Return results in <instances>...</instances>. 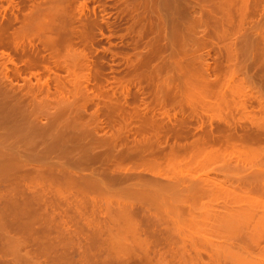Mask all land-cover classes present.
<instances>
[{
  "label": "bare ground",
  "instance_id": "bare-ground-1",
  "mask_svg": "<svg viewBox=\"0 0 264 264\" xmlns=\"http://www.w3.org/2000/svg\"><path fill=\"white\" fill-rule=\"evenodd\" d=\"M6 1L7 7L0 10V107L11 112L7 110L10 115L3 112L4 116L1 111L0 128L4 129L0 132V144L9 146L10 153L0 154L3 158H0V165L12 164L14 170L27 157L25 155H32L30 152L34 148L26 147L30 148L27 152L23 146L37 141L34 142L33 133L27 132L34 121L33 113L56 95L57 101L62 102L52 100L49 104L53 103L55 108L62 103V109L53 111L56 118L51 112L50 117L57 123L53 118L49 120L58 126L62 124L60 121H68L59 131L56 125L52 127L56 134L53 133L51 139L57 140L51 144L58 148L59 155L51 160L50 151L55 148L48 146L46 150V145L43 154L49 152L44 158L51 160L45 162L48 164L45 172L49 171L52 179L54 174V178H61L67 194L65 190L64 194L60 192L64 189L61 185L55 190L51 184L47 186L53 190L44 188L43 180L35 182L38 185L34 187L30 182L32 188L23 185L26 188L23 192L27 190L31 196L34 193L39 199L33 196L34 202H38L36 207L41 206L46 213L36 209L37 214L40 211L46 215L42 221L48 222L49 214L52 222L49 219L50 225L49 222L40 224L41 228L35 222V227L30 222L23 223L21 218L33 206L27 204L29 210L24 209L28 208L25 198V202L17 204L18 199L14 205L8 204L7 209L14 210L17 215L16 219L12 218L14 222H10V231L18 233L20 230V235L5 236L1 226L0 264H264V0L175 1L180 3L182 11L163 15L155 24L159 29H156V40H163L164 46H153L155 49H151V53L141 50L146 51L144 56H140V50L138 56L134 53L136 63L132 53V57L126 53L113 55L122 57L128 62L126 66H130L129 78L122 80L120 76L117 81L122 91L117 92L116 97V91L103 93L107 88L101 77L103 64L91 60L95 36L97 33L103 35L102 19L98 21L96 15L90 19L88 8L84 10L82 5L85 13L83 17L80 15L81 23L78 20L81 27L77 39L82 47L77 54L70 50L79 44L74 45L76 39L73 38L77 36L71 32L74 28L69 32L67 27L70 13L66 14L64 7L69 0H54V6L49 5L50 14L43 11L46 17L50 15L47 19L44 14H38L40 8L36 7V1L23 0L26 6L28 2L32 6L35 4L38 12L33 11L31 5L29 7L39 16L34 20L32 12L26 15L28 11H23L29 15L27 21L22 5L16 6L20 2ZM6 10L10 18H5ZM256 15L259 21L250 20ZM29 19L37 23V27L40 22L44 27L36 29L32 22L27 25ZM41 19L43 22L50 19V22L43 23ZM151 23L154 25L153 19ZM104 24L107 27L106 21ZM133 27L130 25L126 29L130 30V35ZM35 35L39 36V41L41 36L44 39L40 41L42 44L37 42L40 47L32 42ZM138 39L142 42L139 41L137 47L144 42L141 37ZM67 47L70 52H66ZM60 55L62 61L59 63L57 59L56 63L55 58ZM159 55L160 66H155L158 69L152 75L147 73V62L151 56ZM51 58L55 63L50 62ZM79 65L82 68H78ZM22 73L34 77L36 83L30 78L25 82ZM45 73L49 76H44ZM20 77L23 84L17 86L13 80ZM126 85L134 88L132 96ZM144 97H148L147 102L141 100ZM140 100L143 107L139 105ZM253 101L256 109L248 110ZM92 105L94 110L90 111ZM59 109L64 112L58 117ZM68 109L78 116L73 114V119L79 120L81 125L79 130L74 128L77 121L70 118L72 112L70 116L67 114V119V115H63ZM235 112L237 115L240 112L238 118ZM193 122L196 126L191 127ZM19 168L17 170L21 171ZM16 169L14 173L8 171L12 173L10 176L1 174L4 177L0 176L2 193L5 191L3 183L9 186L10 182H18L19 185L20 178L32 172L29 169L21 176ZM75 170L80 173L76 174ZM15 190L18 195L22 191L16 185ZM7 191V197L13 196L12 190V193ZM51 191L56 192L52 195ZM28 200L33 203L30 198ZM62 204L64 209L59 215L56 209L60 205L58 209L61 210ZM70 211L77 213L82 221L70 220L74 217ZM42 229L50 233L49 237L47 232L41 234ZM36 230H41L42 236H39L44 238H35ZM27 232L33 233L31 238L36 248H32L34 244L26 238ZM51 232H55V236ZM36 239L47 243L44 246Z\"/></svg>",
  "mask_w": 264,
  "mask_h": 264
},
{
  "label": "rangeland",
  "instance_id": "rangeland-1",
  "mask_svg": "<svg viewBox=\"0 0 264 264\" xmlns=\"http://www.w3.org/2000/svg\"><path fill=\"white\" fill-rule=\"evenodd\" d=\"M13 2H14V0H12ZM20 2V3H16V2ZM23 1V0H22ZM22 1H20V0H16L15 1V3H16V6H17V4H19V6L20 5H22V14H24L25 15V13L24 12H27L26 13V15L28 14V13H30V12H32L31 10V8L29 7L30 5H31V7H34L33 9H35V10H33V11H36L37 9L35 8V4L32 6V4H30L29 2V0H25V1H29L28 2V4H27V6L29 7H27L26 5H25V2L23 1V3H22ZM37 2V4H36V7H39L40 9L38 10L39 11V15H41L42 16V14H44V13H46L45 12V10H47V11H49V14H50V8L51 7H53L54 5H52L53 3H55L54 2V0H34L33 1V3H36ZM39 1V2H38ZM127 0H69V2L68 1H66V2H68L66 5L67 6H65L64 8L66 9V14H68V13H70V15H69V20H67L66 19V21H68V23L70 24H67V27H68V30H69V32L71 31V32H73V35H77V36H75L73 39H78V35H79V31H80V27H81V16L83 15L82 13H85V9H87L88 8V17L91 19L92 17H93V15H96L95 16V18L96 19H98V21L99 20H103V22L101 23V25H100V27H102L101 28V30L103 31H101V33L103 34V35H101V34H99V33H97L96 34V36H95V39H94V48H92L93 49V51H92V53H91V60H93L95 63H98V62H101L102 64H103V72H102V75H101V77L103 78V80H102V82H103V84H104V88L105 87H107V88H105V89H107V90H105L104 89V91L105 92H103L104 94H107V92L109 93L110 92V94H111V92H113L115 95V97H116V95H117V92H119V91H122V87H118V85H117V81H118V79H120V76L122 77V80H125V79H127V72L130 70V66H129V64H128V66H126V64L128 63V62H126L125 60L123 61V59H121L122 57H119V56H113L114 54H116V53H121V54H125L126 53V55H129V57H132L133 55L132 54H134V53H138V54H140V53H142V54H140V56L141 55H143V53H146V51L148 52V51H150V53H151V49H155L156 48V46H164L165 45V43H164V41L162 40V41H157L156 40V33H158V32H156V29L158 28V27H156L157 25H155L156 23H158L157 22V20H159L160 18H162V17H164L163 15H169V16H171V15H173V14H177V13H180V11H182V7H181V5H180V3L178 4V2H175V1H177V0H172L173 1V3L171 2V0H129V1H127ZM179 1V0H178ZM44 2V3H43ZM52 2V3H51ZM72 2V3H71ZM82 2H83V4H82ZM124 2V3H123ZM38 3L40 4L39 6H37L38 5ZM128 3H129V5H128ZM43 4V5H42ZM87 6H86V5ZM24 5V6H23ZM51 7H50V6ZM63 5H65V4H63ZM69 5V6H68ZM81 5V6H80ZM82 5H83V7H84V10H83V7H82ZM171 5V6H170ZM72 6H73V8H72ZM123 6H125L124 8H123ZM2 7H7V1L6 0H0V10L2 9ZM21 7V6H20ZM67 7V8H66ZM86 7V8H85ZM104 7V8H103ZM157 7V8H156ZM24 8H26L25 10H23ZM48 8V9H47ZM72 8V9H71ZM81 8V9H80ZM31 9V10H30ZM70 9V10H69ZM76 9V10H75ZM77 9L80 11H77ZM122 9H124L125 11H126V9L128 10H130V9H132V10H128V11H126V13H125V11L124 10H122ZM42 10V11H41ZM84 11V12H81V11ZM93 10H94V13L95 14H93ZM119 10V11H118ZM122 10V11H121ZM196 10H197V12L196 13H198V9H197V7H196ZM7 12L5 13V15L6 14H8V15H6V17L5 18H10V13H9V10H6ZM24 11V12H23ZM38 11H36V12H38ZM43 11H44V13H43ZM64 11V10H63ZM90 11V12H89ZM165 11V12H164ZM77 12V13H76ZM173 12V14H171ZM48 13V12H47ZM46 13V14H47ZM65 13V12H64ZM81 13V14H80ZM90 13V14H89ZM34 12H32V19L35 17L36 18V16H38L37 15V13L36 14H34ZM72 14V15H71ZM121 14H122V17H121ZM20 15H21V13H20ZM24 15L21 17L23 20H24ZM25 15V17L27 18L25 21H27L28 20V17H29V15L28 16H26ZM30 15V16H31ZM76 15V16H75ZM79 15V16H78ZM81 15V16H80ZM90 15H92V16H90ZM133 15V16H132ZM145 15H146V17H145ZM159 15V16H158ZM41 16H40V18H41ZM44 16H45V18L47 19V18H50V17H48V16H50V15H47V17H46V15L44 14ZM66 17H67V15H65ZM74 16V17H73ZM78 16V17H77ZM129 16V17H128ZM130 16H132V17H130ZM139 16V17H138ZM162 16V17H161ZM83 17V16H82ZM121 17V18H120ZM159 17V18H158ZM165 17H167V16H165ZM1 18V17H0ZM34 18V20H36ZM38 18H39V16H38ZM70 18H72V19H70ZM74 18V19H73ZM77 18V19H76ZM133 20H132V19ZM136 18V19H135ZM139 18V19H138ZM140 18H142V19H144V21L142 20V19H140ZM146 18H148V20H149V22H147L145 19ZM158 18V19H157ZM168 18V17H167ZM259 16H255L254 17V19H250V20H256V21H259ZM31 19V18H30ZM29 19V24L28 23H26L25 21H24V24L26 23L27 25H31L32 23H33V27L35 26L36 27V29L40 26L39 24L41 23H38V27H37V23L35 24V22L33 21H31ZM42 19H44V17L42 18ZM41 19V20H42ZM93 19V18H92ZM152 19H153V22H154V25H153V23H151L152 22ZM1 20V19H0ZM74 20V21H73ZM77 20V21H76ZM78 20H80V23H79V21ZM83 20H85V19H83ZM71 21H73V22H71ZM106 21V23L108 24L107 25V27L105 26V24H104V22ZM30 22H32V23H30ZM38 22V21H37ZM42 22H43V20H42ZM45 23H49L50 22V19H48L47 21L45 20L44 21ZM43 22V23H44ZM131 24H130V23ZM145 22V23H144ZM47 23V24H48ZM76 23V24H75ZM147 23V24H146ZM256 23V22H255ZM142 24V25H141ZM143 24H144V26H143ZM149 24V26H147ZM20 25V24H19ZM42 26H43V24H41ZM45 25V24H44ZM50 25V24H49ZM48 25V26H49ZM76 27H75V26ZM130 25H133L134 27H133V33L130 35V30H126L127 28H129V26ZM146 25V26H145ZM150 25L152 26V27H150ZM246 25H249V22H248V24H246ZM34 27V28H35ZM41 27V26H40ZM44 27V26H43ZM43 27H41V28H43ZM70 27V28H69ZM77 27H79L78 29H77ZM140 27V28H139ZM142 27V28H141ZM144 27L146 28L145 30H144ZM148 27V28H147ZM247 27V26H246ZM40 28V29H41ZM71 28H74V29H71ZM35 29V30H36ZM39 29V28H38ZM71 29V30H70ZM149 29V30H148ZM141 30H142V32H141ZM151 30V31H150ZM159 29H157V31H158ZM39 31V30H38ZM149 31V32H148ZM128 34H127V33ZM140 32V33H139ZM145 32V33H144ZM50 33V32H49ZM49 33H47V36L49 35ZM121 33V34H120ZM126 33V34H125ZM141 33H144L145 35L143 36V35H141ZM124 36H123V35ZM135 34V35H134ZM139 35V37H141V39L145 42H143V44H142V46L141 45H139V47H137L138 45H137V43H140L139 41H141L140 39H138L139 37H137L138 35ZM50 35H53L52 33H50ZM72 35V36H73ZM120 35H122V37H120ZM36 37H37V35H35ZM34 36V38H36ZM153 36V37H152ZM42 37V36H41ZM41 37H40V41L43 39H41ZM50 37V36H49ZM136 37V39H137V42H136V39L133 41V39ZM144 37V38H143ZM147 37V38H146ZM33 38V39H34ZM150 38V39H149ZM33 39H32V42L36 45H38L39 43H40V41H39V36L37 37V39L35 40L34 39V41H36V43L33 41ZM50 39H51V37H50ZM80 39V38H79ZM38 40V41H37ZM44 40V39H43ZM42 40V41H43ZM75 40V41H76ZM41 41V42H42ZM74 41V45H77V44H79V45H77V46H74L73 45V40H72V46L71 47H73L74 46V48L76 47V48H78V49H74V48H70V50H71V52L72 53H74V52H78L79 53V50L81 49V47H82V45L80 44V40H79V42H78V40L75 42ZM37 42H39V43H37ZM78 42V43H77ZM133 42H136L135 44H132ZM142 42V41H141ZM160 43V44H159ZM40 44H42V43H40ZM40 44L38 45L39 47H40ZM148 44V45H147ZM36 45V46H37ZM134 45L136 46V47H134ZM152 45V46H151ZM37 46V47H38ZM81 46V47H80ZM150 46V47H149ZM155 48H154V47ZM142 47H144V49L142 48ZM146 47V48H145ZM148 47V48H147ZM68 48V47H67ZM67 48H65V50H66V52H70V50H69V48H68V51H67ZM135 48H136V51H135ZM138 48V49H137ZM149 48H150V50H149ZM64 49V48H63ZM91 49V50H92ZM94 49H96L95 51H94ZM103 49H106V52L103 50ZM0 50L2 51V49L0 48ZM75 50H77V51H75ZM139 50L141 51V50H146L145 52H143V51H141L140 53H139ZM74 51V52H73ZM61 52H62V49H61ZM153 52V51H152ZM63 53V52H62ZM61 53V54H62ZM64 53H65V51H64ZM63 53V54H64ZM77 53V54H78ZM130 53H132L131 55L132 56H130ZM44 54H45V52H44ZM60 54V53H59ZM62 54V56H64ZM138 54H137V56H138ZM62 56L60 55V56H56V63H57V61L58 60H60L59 61V63H61V61H62ZM93 56V57H92ZM136 55L134 54V56L132 57V59L134 60V58H137V57H135ZM144 56V55H143ZM51 57V56H50ZM58 57V58H57ZM59 57H61L60 59H59ZM95 58V59H94ZM151 58H152V56H151ZM151 58H150V61H148L147 63H148V65L146 64V71H147V73H151V75H152V73H153V71H156L158 68L157 67H155V66H160V60H161V56L159 55V56H155V57H153L152 58V60H151ZM52 59V58H51ZM55 59H54V61H55ZM58 59V60H57ZM1 60H3V59H1ZM136 60V59H135ZM134 60V63H136V61ZM3 61H5V60H3ZM2 61V62H3ZM52 61H53V59H52ZM51 60H50V62L51 63H55L54 61L52 62ZM78 61H80L79 59H78ZM159 61V62H158ZM81 62V61H80ZM80 62H78V64L80 63ZM1 63V62H0ZM50 63V64H51ZM126 63V64H125ZM2 64V63H1ZM50 66H53V64H51ZM78 68H82V66L80 67V65L79 66H77ZM148 68H150V69H148ZM156 69V70H155ZM76 70H78L77 68H76ZM79 70H81V69H79ZM82 71V70H81ZM150 71V72H149ZM152 71V72H151ZM76 72V71H75ZM79 72V74L81 73L80 71H77V73ZM59 73V75H63L64 73L63 72H58ZM76 73V74H77ZM28 73H22L21 74V76H22V78H23V76H24V78L23 79H26L25 80V82L26 81H28L27 80V78H30L31 79V82L32 83H34L36 80L34 79V77H29L28 75H27ZM79 74H77L78 76H79ZM125 74V75H124ZM154 74H155V72H154ZM81 75V74H80ZM27 76V77H26ZM44 76H49L48 74H46L45 73V75ZM26 77V78H25ZM257 77H259V76H257ZM101 78V79H102ZM123 78H125V79H123ZM129 78V77H128ZM22 79H21V77H20V79H14L13 80V82H14V84L15 85H22L23 84V82L21 81ZM106 82H108V83H106ZM17 83V84H16ZM36 83V82H35ZM92 83V82H91ZM90 83V84H91ZM106 83V84H105ZM116 84V85H115ZM106 85V86H105ZM108 85V86H107ZM111 85V86H110ZM89 86V85H88ZM143 86H145V83L143 84ZM91 87V88H90ZM126 87H127V85H126ZM128 87H130V88H128ZM128 91H130V95L131 94H133L134 93V88H132L130 85H128ZM89 90H92V86L90 85L89 87ZM111 89V90H110ZM113 89V90H112ZM107 91V92H106ZM123 92H125L126 93V91H125V88H124V90H123ZM112 93V94H113ZM120 93V92H119ZM129 95V96H130ZM146 94H144L143 96H145ZM79 96V95H78ZM119 97H120V94L118 95ZM117 96V97H118ZM132 96V95H131ZM143 96H141V97H143ZM147 96V95H146ZM55 98L56 97V99H52V98ZM51 96L50 97V101L49 102H51L52 100V102H56L57 101V99L59 100V97L58 96ZM58 97V98H57ZM76 99V101H77V97L75 98ZM129 99L130 98H128V102H130L129 101ZM56 100V101H55ZM141 100H144L143 102H147L146 100H148V97L146 98V97H144V98H141ZM141 100H140V102H139V105H141L142 106V104H141ZM79 101H80V96L78 97V103H77V105H79L80 103H79ZM49 102L47 101V104L46 105H44V107H40L38 110L36 109L35 111H36V113H33L34 115L35 114H37L36 116H34L33 115V119L32 120H34V121H32V123H31V126H30V128H29V131L27 130V132L29 133V134H34L35 135V140H34V142L36 141V139H37V141L35 142V144H31V143H28V144H26V146L24 145L23 146V148L25 147V149L27 150V149H30V148H26V147H30V145H31V148H34V149H31V150H33L32 152H30V153H32V155H30V154H28V155H25V156H27V157H24V160H23V162L22 163H20V165L18 166V168L20 167L22 170L20 171V170H17L18 168H17V166H15L14 167V170L12 169L13 167V165L11 164L10 166H3V165H0V176H1V178H4V177H2V175L4 176L5 175V177H7L8 175L10 176V174H12V173H14L15 172V169L17 170V171H19V172H21V173H19V174H21V176L24 174L23 172H29V171H32L31 173L29 172V174L28 175H30V176H25V174H24V176L26 177V179H24L25 177H21L19 180H20V182H19V185H18V182H15V181H17V180H15L14 182L16 183H13V182H10L11 184L9 185V186H7L6 185V183H3V185H5V186H3V188L5 189V191H4V193H2L1 191H3V189L1 188L0 189V231H1V229L2 228H4L5 229V226H7L6 228H8V229H6V230H2L1 232H2V234L4 235L5 234V236H12V235H14V236H16L15 234H18L19 232H20V230H19V232L17 233V232H14V231H10V228H11V226H10V228H9V225L11 224L10 222H14V218L16 219V217H17V215L16 214H14L15 212H14V210L13 211H11V212H13V214L14 215H12V214H10L11 212L9 211V209H7L8 207H9V205L11 204V205H14L16 202L15 201H17L18 199H19V201H17V204H18V202L19 203H22V202H25V204H26V206H27V204H28V206H31V205H33L32 206V208L30 209V212L28 211V215L26 214L25 215V217H23V216H21V217H23V218H21L22 219V222L23 221H25V223H28V222H30L31 224H37L38 226V228L40 227V224H47L48 222H49V217H50V215L48 216L47 215V217H48V222L46 221V222H44V221H42V219L41 218H43L44 219V217L46 216V215H44V214H46L44 211H42V210H44V209H41V206L39 207V208H37L36 207V205H38L37 203L38 202H34V201H36V199H37V201L39 200L38 198H37V196H35L34 195V193H33V195L31 196V192H28L27 190L26 191H24L23 192V190H25L26 188L25 187H31L32 188V186L34 187V184H35V182H40L41 180H43L42 182V184H43V187L45 188V186H46V188L50 185V187L52 186V188L55 190V188H57V187H59L60 188V186L59 185H61V188L63 189V187H64V189H63V191H60V192H64V190H65V188H66V186H64V185H62V179L61 178H54V175H53V179H52V174L50 175V174H48L49 173V171L46 173L45 171L48 169L47 168V163H48V161L50 160V159H47L46 161H47V163H45L46 161H45V158H44V154H48L49 152H44V154H43V149H44V151H45V148H46V150L48 149V146H52L53 147V145H55L54 143H53V145L51 144L52 143V139L54 138V136H53V133L55 132V129H56V131H59V129H60V127L62 126L63 127V123L65 124V122H67L66 120H65V122H63V121H60V123L62 122V124H60L61 126H58L59 124H55L54 125V123L52 124L51 122H50V118H53L52 120L53 121H55V118H56V116H55V114H54V110H57L56 108H61V104L62 103H60V104H56V106L57 107H52L53 106V103H52V105H50L49 104ZM58 103L59 102H62L61 100L60 101H57ZM49 104V107L47 106ZM61 105V106H60ZM250 105V104H249ZM253 105V106H252ZM43 106V105H42ZM55 106V105H54ZM140 106V107H141ZM50 107H51V109H50ZM143 107V106H142ZM253 107V109H256V108H254V107H257V104L253 101L252 103H251V106L250 107H248V110H251V108ZM62 109V108H61ZM91 109V110H90ZM89 110L90 111H93L94 110V107H93V105L91 106V108H90ZM8 109L6 108V111H5V108H1L0 107V115H1V111H2V113L4 112H7V115H10L9 113L11 112L10 110H8V111H10L9 113H8V111H7ZM60 110V109H59ZM58 110V111H59ZM71 110V111H70ZM88 110V111H89ZM39 111V112H38ZM54 111V112H53ZM62 111L63 110H60V112L58 113L59 115H58V117L62 114ZM14 112H16V111H14ZM51 112H52V114L54 115V117H50V115H52L51 114ZM57 112V111H56ZM64 112V111H63ZM69 112H72V115L70 116L69 114H71V113H69ZM3 113V114H4ZM39 113V114H38ZM42 113V114H41ZM61 113V114H60ZM240 113V112H239ZM238 113V115H237V113L235 112L234 114L235 115H237L236 116V118H238L239 117V114ZM47 114V115H46ZM69 115L70 116V118L72 117V119H73V114H74V116H77L75 113H73V110L72 109H68V113H67V111H66V113L65 114H63V115ZM41 115V116H40ZM57 115V114H56ZM66 116V119L69 117V116ZM2 116V115H1ZM4 116H6V114H4ZM39 116V117H38ZM78 117V116H77ZM44 118V119H43ZM204 118V117H203ZM42 119V120H41ZM62 119H65V117L63 118V116H62ZM61 118L59 119V120H62ZM71 119V120H72ZM80 119V118H79ZM205 119V118H204ZM48 120V121H47ZM71 120H69V121H71ZM39 123H38V122ZM41 121V122H40ZM73 121L75 122V121H77L76 120V118H75V120L73 119ZM79 121V120H78ZM77 121V122H78ZM48 122H49V124H48ZM56 123H57V121H55ZM59 122V121H58ZM77 122H76V124L74 125V128H77V130H79V127L81 126L80 125V123L78 122V124H77ZM81 122V121H80ZM41 123V124H40ZM44 124V125H43ZM47 124V125H46ZM41 125H42V127H45V129H43L42 127H41ZM52 125V126H51ZM55 126V129L54 128H52V127H54ZM194 125L196 126V123H194L193 122V125L191 124V127H194ZM49 127V128H48ZM70 127V126H69ZM132 127V125L130 126V128ZM3 129H4V127H2ZM2 128H0V129H2ZM3 129H2V131H0V132H2L3 133ZM48 129V130H47ZM73 129V128H72ZM192 129V128H191ZM53 130H54V132H53ZM74 130H76V129H74ZM76 130V131H77ZM5 131H7V130H5ZM31 132V133H30ZM34 132H36V133H34ZM49 132H51V133H49ZM58 133V132H57ZM1 134V133H0ZM56 133H54V135H55ZM131 134V133H130ZM130 134H129V136H130ZM38 135H40V136H38ZM43 136V138H42V136ZM46 135V136H45ZM58 135V134H57ZM132 135V134H131ZM45 136V137H44ZM53 136V137H52ZM59 137V136H58ZM42 138V139H41ZM52 138V139H51ZM61 138H63V137H61ZM58 139H60V138H58ZM57 140V138L56 139H54V141L53 142H55ZM50 142V143H49ZM36 143H37V145H36ZM48 145H47V144ZM57 143V142H56ZM3 145V146H2ZM28 145V146H27ZM34 145H36L35 147H33ZM38 145H40L39 147H38ZM46 145V146H45ZM44 146H45V148H44ZM254 147L256 146V145H253ZM10 147L8 146V148H7V146L5 145V144H0V154H2V155H6L7 153H10V149H9ZM53 148H55V147H53ZM8 151H7V150ZM41 149V150H40ZM58 148H55V149H53V150H55V151H53V150H51L50 151V155H49V158H51V160H53L54 159V155H55V157H57L58 155H59V150H57ZM6 150V151H5ZM31 150H29V151H31ZM42 153V156H41V154L39 153ZM6 152V153H5ZM27 152H28V150H27ZM36 153H39V154H36ZM53 154V155H52ZM8 155V154H7ZM30 155V156H29ZM36 155H37V157H36ZM38 156H41L40 158L38 157ZM0 158H1V156H0ZM27 158V159H26ZM44 158V159H43ZM53 158V159H52ZM43 159V160H42ZM1 160H3V158H1ZM50 160V161H51ZM43 161H44V163L46 164H44V165H41V164H43ZM63 162V161H62ZM23 164V165H22ZM33 164V165H32ZM23 167H22V166ZM25 165V166H24ZM40 165V166H39ZM49 165H50V162H49ZM125 165V164H124ZM127 165V164H126ZM3 166V167H2ZM29 166H31V167H29ZM10 167V168H9ZM34 167V168H33ZM40 167V168H39ZM19 168V169H20ZM26 168H28V169H26ZM46 168V169H45ZM12 169V171H14V172H12V171H10ZM26 169V170H25ZM30 169V170H29ZM32 169V170H31ZM34 169H36V171H34ZM38 169V170H37ZM41 169V171H44V172H40L39 170ZM73 169V168H72ZM29 170V171H28ZM77 170V169H76ZM76 170H75V172H76ZM12 172V173H9V172ZM74 171V170H73ZM35 174H37V175H35ZM39 172V173H38ZM7 173V174H6ZM43 173H45V174H43ZM77 173H80V171H78V172H76V174ZM2 174V175H1ZM32 174V175H31ZM46 174H48V175H46ZM43 175L44 176H46V179H45V177H43ZM57 175H59V174H57ZM32 176H35V178L37 179H35L34 177H32ZM38 176V177H37ZM50 176H51V178H50ZM56 176V175H55ZM19 177H20V175H19ZM30 177V178H29ZM40 177V178H39ZM60 177V176H59ZM27 178H29V179H27ZM42 178V179H41ZM40 179V180H39ZM51 179V180H50ZM62 181H61V180ZM18 180V181H19ZM29 180V182H27ZM35 180V181H34ZM46 180H48L47 182H46ZM57 180H59V182H55V181ZM51 181V182H50ZM52 181H53V183H52ZM25 182V183H24ZM32 184H31V183ZM46 182V183H45ZM54 182H55V184H56V186H55V184H54ZM28 183V184H27ZM48 183V184H47ZM59 183H61V184H59ZM12 184H15L16 185V187H17V189L18 190H22V191H20V193H19V195H21V196H19L18 194H17V191L15 190V185H13L12 187H11V185ZM21 184V185H20ZM27 184V185H26ZM32 186H31V185ZM45 184V185H44ZM58 184V185H57ZM25 187H24V186ZM29 185V186H28ZM38 184L36 183L35 184V186H37ZM48 185V186H47ZM2 186V185H1ZM0 186V187H1ZM19 186V187H18ZM23 187L22 189H21V187ZM63 186V187H62ZM7 187V188H6ZM29 187V188H30ZM25 188V189H24ZM52 188H49L48 187V189H51V190H53ZM7 189H9V192H10V190H12V192H14V190L16 191V192H14V193H12V192H10V193H12L13 194V196H9V197H7V195H8V193H6V192H8L7 191ZM14 189V190H13ZM68 189V188H67ZM67 190H65V193L67 194V192H66ZM25 192H28L27 194L25 193ZM54 192H56V191H54ZM54 192H52L51 191V194L53 195L54 194ZM22 193L24 194V195H22ZM6 194V196H4V195ZM18 196H17V195ZM26 194V195H25ZM64 194V193H63ZM29 196V198H30V200L33 202V203H29L28 201V196ZM33 196L36 198L35 200H33ZM11 197V198H10ZM15 197V198H14ZM20 197V198H19ZM23 197V198H22ZM9 198V199H8ZM25 198V199H24ZM9 200V201H6V200ZM14 201H13V200ZM20 199H22V200H20ZM23 199L25 200V201H23ZM27 199V200H26ZM22 201V202H21ZM8 202V203H7ZM14 202V203H13ZM28 202V203H27ZM40 202V201H39ZM7 203V204H6ZM9 204V205H8ZM25 204L23 203V207L25 206ZM10 205V206H11ZM42 205V204H41ZM3 206H4V209H7L8 211H9V213L8 214H10L9 216H8V214H7V210L5 211L4 209H3ZM27 206V207H28ZM35 207V208H34ZM57 207V206H56ZM29 208L30 207H28V208H25L24 207V209H27V210H29ZM34 208V209H33ZM42 208H44V206L42 205ZM58 208H60V205H58ZM56 209V210H58V211H56V213H60L59 215H61V211H62V208L64 209V205L62 204V207H61V210L60 209ZM36 209H38V210H41L42 212H38L39 214H37V210ZM3 210H4V212L5 213H2L3 212ZM10 210H11V208H10ZM33 210H36V212H33ZM33 212V213H32ZM71 213H72V215H73V213H74V217L73 218H71L70 220H72L73 222H76V221H78V222H81L82 221V219L79 217V216H77L78 214L77 213H75L74 211L72 212V211H70ZM35 213V214H34ZM70 213V214H71ZM112 213V212H111ZM42 214V215H41ZM77 214V215H76ZM15 215H16V217H15ZM32 215V216H31ZM63 215V214H62ZM112 215V214H111ZM114 215V214H113ZM112 215V216H113ZM44 216V217H43ZM28 217V218H27ZM39 217V218H38ZM13 218V219H12ZM29 218H30V220H29ZM3 219H4V221H6V222H2L3 221ZM21 219H19L20 220V223H21ZM75 219H78V220H75ZM79 219H80V221H79ZM17 220H18V218H17ZM19 220H18V222H19ZM32 220V221H31ZM36 220V221H35ZM46 220V219H45ZM38 221H39V223H38ZM17 221H15V223H16ZM33 222V223H32ZM35 222V223H34ZM43 222V223H42ZM50 222H52L51 221V219H50ZM50 222H49V224L48 225H50ZM4 223L6 224L7 223V225H5L4 226ZM9 223V224H8ZM24 223V222H23ZM1 226H2V228H1ZM36 225H34V227H35ZM42 226V225H41ZM47 226V225H43L42 226V228H44V229H46L45 227ZM32 228V230H34V232H35V228ZM12 228H13V230H15L16 228H14L13 226H12ZM41 228V227H40ZM44 229H42V231H41V234L43 233V231L44 232H47V231H45ZM49 229V227L47 226V230ZM12 230V229H11ZM39 230V229H38ZM38 230H36V231H38ZM16 231H18V230H16ZM27 231H31V229L30 230H27ZM40 231H38V236L35 234L34 236H35V238H40V236H42V235H45V233H43L42 235H40L39 233H40ZM50 231V230H49ZM51 231H53V230H51ZM13 232V233H12ZM29 232H27L28 233V237L26 236V238L27 239H30L31 240V242H32V238L31 237H34V236H32L33 235V233L31 232L30 233V235H29ZM25 233V232H24ZM48 233L49 232H47L46 234V236H48L49 237V235H48ZM51 233H53V232H51ZM2 234H0V236L2 235ZM22 234H23V231H22ZM22 234H21V236H22ZM50 234V233H49ZM54 234V236H55V232L53 233ZM2 235V236H3ZM18 235H20V233L18 234ZM24 235V234H23ZM40 235V236H39ZM52 235V234H51ZM25 236V235H24ZM24 236H22V237H24ZM37 236V237H36ZM13 237V236H12ZM50 237H52V236H50ZM34 238V239H35ZM41 238H44V237H41ZM40 238V239H41ZM47 237H45V239H46ZM33 239V240H34ZM48 239V238H47ZM50 240V239H49ZM36 242L38 241V242H40L41 240H39V239H36L35 240ZM46 241V240H45ZM42 243L44 242L43 240L41 241ZM33 243V242H32ZM41 243V244H42ZM46 243H47V241H46ZM46 243H43L44 244V246H45V244ZM34 244V243H33ZM42 244V245H43ZM32 245V244H31ZM40 245V244H39ZM38 245V246H39ZM37 246H35V244L34 245H32V248H36ZM48 249V248H47ZM94 250V249H93ZM95 251V250H94ZM54 254V252H51L50 253V251H49V254ZM36 260V259H35ZM37 261H38V259H37Z\"/></svg>",
  "mask_w": 264,
  "mask_h": 264
},
{
  "label": "flooded vegetation",
  "instance_id": "flooded-vegetation-1",
  "mask_svg": "<svg viewBox=\"0 0 264 264\" xmlns=\"http://www.w3.org/2000/svg\"><path fill=\"white\" fill-rule=\"evenodd\" d=\"M254 108H256V107H254Z\"/></svg>",
  "mask_w": 264,
  "mask_h": 264
}]
</instances>
